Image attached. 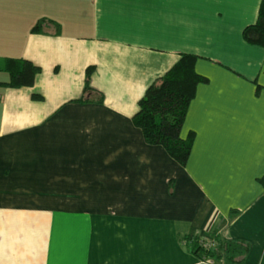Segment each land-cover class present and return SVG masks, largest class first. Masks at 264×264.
<instances>
[{"label":"crops","instance_id":"crops-1","mask_svg":"<svg viewBox=\"0 0 264 264\" xmlns=\"http://www.w3.org/2000/svg\"><path fill=\"white\" fill-rule=\"evenodd\" d=\"M261 3L0 0V59L41 68L0 71V264H204L186 238L212 233L264 264V47L243 38ZM181 53L209 79L185 166L133 122Z\"/></svg>","mask_w":264,"mask_h":264},{"label":"trees","instance_id":"trees-1","mask_svg":"<svg viewBox=\"0 0 264 264\" xmlns=\"http://www.w3.org/2000/svg\"><path fill=\"white\" fill-rule=\"evenodd\" d=\"M50 23L53 21L39 20L32 27V32L40 33ZM243 38L251 45L264 47V0L257 21L243 30ZM198 58L195 54L181 53L177 62L147 88L133 116V122L143 131L145 141L150 145L162 146L182 166L189 160L195 135L191 132L187 138H183L181 130L198 85L209 81L195 70ZM0 71H5L10 76L9 81L4 83L5 86L18 88L33 86L41 68L26 59L6 58L0 59ZM91 73L92 68H89L85 93L93 92L90 87ZM95 93V99L86 100L102 103L103 95L98 91ZM186 244L199 260L212 259L215 264H244L248 252L246 243L225 240L217 233L186 238Z\"/></svg>","mask_w":264,"mask_h":264},{"label":"built area","instance_id":"built-area-1","mask_svg":"<svg viewBox=\"0 0 264 264\" xmlns=\"http://www.w3.org/2000/svg\"><path fill=\"white\" fill-rule=\"evenodd\" d=\"M202 263H204V264H215L212 259H206V260L202 261Z\"/></svg>","mask_w":264,"mask_h":264}]
</instances>
